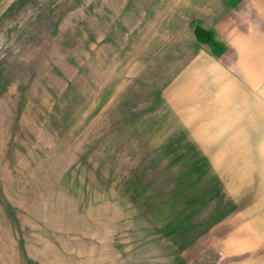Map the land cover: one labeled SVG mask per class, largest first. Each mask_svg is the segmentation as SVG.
Returning <instances> with one entry per match:
<instances>
[{"label": "rangeland", "instance_id": "1", "mask_svg": "<svg viewBox=\"0 0 264 264\" xmlns=\"http://www.w3.org/2000/svg\"><path fill=\"white\" fill-rule=\"evenodd\" d=\"M262 1L0 0V264H264Z\"/></svg>", "mask_w": 264, "mask_h": 264}, {"label": "crops", "instance_id": "2", "mask_svg": "<svg viewBox=\"0 0 264 264\" xmlns=\"http://www.w3.org/2000/svg\"><path fill=\"white\" fill-rule=\"evenodd\" d=\"M259 10V16H261L263 21L264 11L262 9ZM233 28L231 42L239 51L240 58H242L240 63H244L245 66V59L251 58L249 62L252 69L250 71L264 73V28L254 27L247 20L242 24V27L234 26ZM244 71L248 72L246 69Z\"/></svg>", "mask_w": 264, "mask_h": 264}]
</instances>
